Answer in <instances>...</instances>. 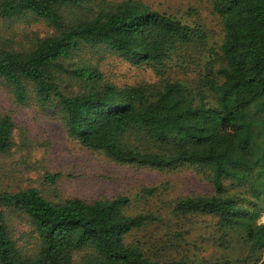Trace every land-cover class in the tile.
I'll list each match as a JSON object with an SVG mask.
<instances>
[{
  "label": "trees",
  "instance_id": "1",
  "mask_svg": "<svg viewBox=\"0 0 264 264\" xmlns=\"http://www.w3.org/2000/svg\"><path fill=\"white\" fill-rule=\"evenodd\" d=\"M96 0H0V19L45 20L56 34L28 47L0 48V86L15 102L36 104L61 119L83 146L118 163L155 169L195 165L214 192L178 200L176 214L217 218L221 243L239 258L218 264L264 263V0H211L225 37L216 75L120 88L100 83L99 71L65 62L85 47H107L136 66L158 72L178 52L205 46L206 31L139 0L100 1L93 17L81 7ZM188 61V60H187ZM83 91L67 94L65 74ZM15 123L0 114V154L14 146ZM153 194L154 189H147ZM130 200L53 202L37 188L0 192V264H211L160 261L127 237L155 217L126 213ZM27 227L19 232V225ZM85 251L81 263L76 253Z\"/></svg>",
  "mask_w": 264,
  "mask_h": 264
},
{
  "label": "rangeland",
  "instance_id": "2",
  "mask_svg": "<svg viewBox=\"0 0 264 264\" xmlns=\"http://www.w3.org/2000/svg\"><path fill=\"white\" fill-rule=\"evenodd\" d=\"M104 1L115 4L123 0ZM139 1L193 26H200L208 35L207 44L182 49L178 53L185 55V62L175 61L161 72L150 65H133L104 46L85 47L65 62L67 70L70 72L78 63H84L99 71L100 83L109 82L120 88L162 85L166 80L178 79L194 83L217 74L225 29L211 0ZM81 8L82 14L93 17L100 11V1ZM56 32L45 20L34 16L21 22L0 19V48L28 47ZM68 75L70 73L65 74L64 92H82L81 82ZM0 114L11 115L15 123L14 146L8 153L0 154V192L37 188L53 202L78 198L91 203L127 197L130 202L126 213H148L155 217L147 226L127 237L128 242L140 241L151 258L218 264L243 255L238 246L229 249L221 243L222 232L215 216L181 215L173 211L176 202L182 198L213 194V184L198 166L161 170L118 163L103 151L83 146L69 134L61 119L48 115L38 105L15 102L10 90L4 86H0ZM151 188L153 194L146 192ZM261 221L264 222V213ZM18 229L24 232L27 227L20 224ZM85 255V251L77 252L76 261L81 263Z\"/></svg>",
  "mask_w": 264,
  "mask_h": 264
}]
</instances>
